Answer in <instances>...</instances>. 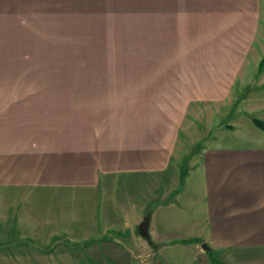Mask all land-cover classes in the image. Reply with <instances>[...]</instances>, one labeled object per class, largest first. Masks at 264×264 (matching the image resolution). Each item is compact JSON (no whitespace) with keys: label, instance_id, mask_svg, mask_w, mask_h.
Returning a JSON list of instances; mask_svg holds the SVG:
<instances>
[{"label":"crops","instance_id":"crops-1","mask_svg":"<svg viewBox=\"0 0 264 264\" xmlns=\"http://www.w3.org/2000/svg\"><path fill=\"white\" fill-rule=\"evenodd\" d=\"M139 8L149 46L131 61L31 82L14 73L47 5L0 0V264H264V0ZM196 103L231 106V125L184 149Z\"/></svg>","mask_w":264,"mask_h":264},{"label":"rangeland","instance_id":"rangeland-1","mask_svg":"<svg viewBox=\"0 0 264 264\" xmlns=\"http://www.w3.org/2000/svg\"><path fill=\"white\" fill-rule=\"evenodd\" d=\"M42 1L47 5V23L40 28L41 36L43 34L45 38L30 42L31 70L15 72V79H30L33 82L70 80L84 78L85 75L91 79L100 78V75L108 74L104 67L111 66L112 69L122 65V55L131 61L136 47L149 46L147 37L150 36V23H138V19L145 18L149 10L139 8L143 0H121V7L107 8L103 7L107 5L106 2L93 0L98 8L89 9L90 0ZM106 20L110 22H100ZM36 29L33 30L38 32ZM263 45L264 39L260 38L252 41L251 47ZM128 54L131 56L127 57ZM35 65H39L41 71H37ZM230 107L220 115L216 114L214 106L198 107L197 103L191 104L184 121L182 134H185L181 136V142L182 139L189 142V139L191 146L184 149L195 150L198 144L204 147L206 138L217 134L219 127L231 125ZM188 152L185 151V155ZM194 153L187 154L184 160L189 171Z\"/></svg>","mask_w":264,"mask_h":264},{"label":"trees","instance_id":"trees-1","mask_svg":"<svg viewBox=\"0 0 264 264\" xmlns=\"http://www.w3.org/2000/svg\"><path fill=\"white\" fill-rule=\"evenodd\" d=\"M263 68H264V57H263V59L260 62V69H263ZM253 122H254V124L257 127H259L260 129L264 130V123L262 121H260V120H258L256 118H253ZM188 174H189V170H188V167H187V162H185L184 165H183V168H182V172H181L180 187L172 194V196L170 197L168 202L169 201L171 202L173 200V198L175 196H177L183 190V187H184V184H185V179L188 176ZM148 222H149V218H146V220L141 225V227H143V228L146 227ZM180 242L183 243V244H188V243L197 242V239L181 240Z\"/></svg>","mask_w":264,"mask_h":264}]
</instances>
